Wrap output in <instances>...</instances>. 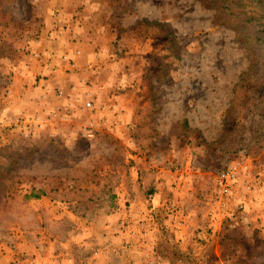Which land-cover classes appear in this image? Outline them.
<instances>
[{
    "label": "rangeland",
    "instance_id": "1",
    "mask_svg": "<svg viewBox=\"0 0 264 264\" xmlns=\"http://www.w3.org/2000/svg\"><path fill=\"white\" fill-rule=\"evenodd\" d=\"M50 1L0 0V264H94L126 231L136 241L125 258L142 264L148 230L164 238L157 251L183 264H264V201L231 203L215 242L181 249L172 231L193 212L196 238L211 233L216 176L233 163L250 164L264 192V0H75L70 21ZM52 33L64 63L84 43V83L110 89L102 114L24 128L16 122L27 114L11 111L38 106L11 105L9 88ZM91 122L100 130L89 139Z\"/></svg>",
    "mask_w": 264,
    "mask_h": 264
},
{
    "label": "crops",
    "instance_id": "2",
    "mask_svg": "<svg viewBox=\"0 0 264 264\" xmlns=\"http://www.w3.org/2000/svg\"><path fill=\"white\" fill-rule=\"evenodd\" d=\"M75 0H51L50 4L51 7L59 8L60 16H58L59 21H66L69 18L72 19V17H69L67 14L70 13V10L68 11V6L71 4L70 8H72L73 3ZM63 8V10H62ZM66 24V23H65ZM52 37L48 40L49 42L46 43V45L43 48L44 56L40 57V59H35L32 56L28 58V60L24 61L21 67V71H18V74L13 79V82L11 83V87L9 88L10 94L8 96V100L11 103L15 105H19L22 108H25L23 104H27L26 107H37L39 113H36L34 111H30L28 109L24 110H15L11 108V112L15 111L16 113L21 112V114H27V115H36L38 117H43L42 115V109H50L52 111H56L58 109H63V111L68 110L71 114H88L87 112L83 111V102L84 100H93L95 103V107L98 109V112L102 114L100 111L101 104H102V96L101 93L109 91L110 85L104 86L103 84H98L92 81L91 86H86L84 83V74L87 70V65L85 66L87 51L84 47V43L80 44L78 43L71 44L73 48H70L67 50V52L71 55V57L74 59V65H67L64 62H61L60 59L62 54H65L64 52L57 51L58 43L56 41H53L55 34H51ZM52 40V41H51ZM83 45V47H82ZM46 49V50H44ZM55 55L53 56L52 61L48 60L49 55ZM55 58V59H54ZM58 65V66H57ZM70 70L71 73L67 74L64 70ZM51 76L53 79L47 81H40L39 84L36 83V78L39 76ZM54 80V81H53ZM75 85L76 86V92L73 97L60 99L56 97L53 93L54 88H64L67 91L69 90L70 86ZM83 94L82 101L77 102V97ZM87 94V95H86ZM34 96L36 97L35 100H31L30 97ZM44 103H48V107H44ZM110 104V103H109ZM40 105V106H39ZM111 105V104H110ZM106 108H109V106H106ZM49 112L48 114H50ZM70 114V115H71ZM52 121H50L51 123ZM52 124V123H51ZM51 128V127H50ZM256 190V188H255ZM120 195V194H119ZM122 196V195H120ZM152 199H154L155 202H160L161 198L157 195H151ZM255 199V202H253ZM264 201V192L262 194L259 193V190L255 192V194L244 200L245 206L252 207L253 205L261 206ZM193 215V212H187L186 219H189V225L187 223L181 224V225H174L172 227V231L176 234L175 242L176 246H179L181 249L185 247L186 245H191L193 243L195 245L198 244V239L204 238L205 240L211 239L213 242L216 240L214 238L219 239V237H216V232H218V225L217 224H211L208 226L207 230H211L210 228H213L211 233H205V228H201L202 232L199 233V237L195 235L196 232H199V229L196 226H192V222H190L191 216ZM264 217V214L263 216ZM210 227V228H209ZM113 230L111 226L106 227V233H113ZM158 240H154V235L150 230H148V233L145 236V240L143 239V253L147 252V258L144 260V263L142 264H183L182 259H173L169 258V256H166L162 251L158 250L161 241L164 238H161V235L158 236ZM131 232L128 231L125 232V234L121 233L120 236L114 237L113 244L109 245L104 250L101 248L98 250L97 253H95L93 258H89V261H92L94 264H130L127 258L125 256L127 253H130L133 247L130 243L133 244L134 241L132 239ZM104 241V240H103ZM137 241H141L137 239ZM218 243H216L217 245ZM113 245V246H112ZM162 245V244H161ZM116 246H119L120 252L118 251V248ZM188 246H186L187 249ZM137 250V249H136ZM142 253V254H143ZM86 261V260H85ZM107 261V262H105ZM35 264H73L74 260L73 258L69 257H55L50 256L45 261L40 259L39 257L35 260ZM201 264H204V262H200Z\"/></svg>",
    "mask_w": 264,
    "mask_h": 264
},
{
    "label": "built area",
    "instance_id": "3",
    "mask_svg": "<svg viewBox=\"0 0 264 264\" xmlns=\"http://www.w3.org/2000/svg\"><path fill=\"white\" fill-rule=\"evenodd\" d=\"M40 56L41 55L36 53L33 57L35 59H39ZM63 60L67 65H74V63L70 62L69 56H65ZM75 92L76 86L72 85L68 91L61 88L57 93L58 98L65 99L73 97ZM83 111L93 115L100 114L98 109L95 107L93 100H84ZM100 111H103L102 108ZM70 114L71 113L68 110L61 111L58 109L56 111H52L48 116L43 117L25 115L20 117L16 123L19 126H24V128L31 127L36 130H43L46 126H48V124L53 123V118L63 116L68 119L72 116ZM50 121L52 122L50 123ZM98 130H100L99 127L92 122L84 124L82 127L83 133L89 139L94 138L95 133ZM250 167L251 165L247 163H233L216 176L213 198L209 203L210 209L208 216L211 220V224H218L222 217H224L226 208L231 203H237L243 207L245 204V196L247 195L246 193H250L253 190L255 192V188L258 186L259 181L255 178ZM179 213L184 214L182 210H180Z\"/></svg>",
    "mask_w": 264,
    "mask_h": 264
},
{
    "label": "trees",
    "instance_id": "4",
    "mask_svg": "<svg viewBox=\"0 0 264 264\" xmlns=\"http://www.w3.org/2000/svg\"><path fill=\"white\" fill-rule=\"evenodd\" d=\"M258 2H262L263 0H257ZM263 20H264V17L262 18ZM247 21V20H246ZM228 24L227 25H233V21H229V22H227ZM240 26V25H239ZM256 43H257V45H258V41H256ZM150 196L152 195L153 196V194H149ZM36 197H38V196H36ZM177 253H179V252H177ZM180 255V254H179Z\"/></svg>",
    "mask_w": 264,
    "mask_h": 264
}]
</instances>
